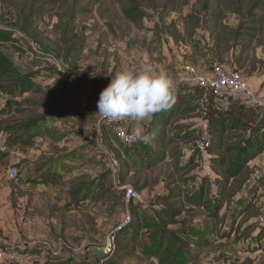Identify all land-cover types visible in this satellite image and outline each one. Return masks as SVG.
I'll list each match as a JSON object with an SVG mask.
<instances>
[{"label":"rangeland","instance_id":"rangeland-1","mask_svg":"<svg viewBox=\"0 0 264 264\" xmlns=\"http://www.w3.org/2000/svg\"><path fill=\"white\" fill-rule=\"evenodd\" d=\"M123 8L134 9L135 18L124 17ZM168 10L175 11L178 21L183 20L184 25H187L186 17H195L190 22L192 28L205 27L206 33L230 35L232 43L242 46L240 49L245 47L244 53L235 59V69L247 75L256 70L264 74V0H0V29L14 31L16 41L14 47L2 46V51L22 73L29 74L36 84L45 87L41 93L26 96L40 104L25 106L23 110L49 118L56 102L61 105L65 98L70 100L69 96L74 95L71 102L66 101L75 106L74 111L57 110V121L49 118L47 125L42 126V139L58 142L62 140L60 130L72 129L78 121L90 125L93 122L92 117L86 121L76 109V95L82 94L73 77L76 70L79 84L98 79L110 81L116 72L132 65L139 67L144 62L155 71L163 72L160 67L164 42L157 34L161 25L157 13ZM211 16L221 18L216 27L209 19ZM22 27L23 32L18 30ZM24 32L38 44H31ZM201 36L199 33L198 39ZM71 47L79 52L69 61L76 64L68 67L63 55L66 48ZM56 62L60 63L61 70L56 68ZM225 65L228 70L233 69ZM60 94L64 98L57 100ZM177 124L175 121L168 126L163 160L147 163V167L140 166L145 158L141 156L144 151L141 143L126 148L108 127L101 126V151L96 150L95 155L100 159L97 163L103 180L100 182L102 196L95 200L94 207L89 202L84 206L68 204L64 186L43 195L30 194L34 191L28 190L27 198L21 200L23 204L16 207L17 212L12 211L3 188L10 165L1 163L0 249L16 251L25 259L24 264H99L105 239L127 216L121 196L110 194L112 162L117 167L116 180L118 170L123 171L127 180L118 181L144 189L148 201L129 207L130 217V211L136 213L131 224L139 225V235L126 246L124 254L119 257L114 251L103 264H264V229L259 230L256 223L263 205L264 180L257 182L260 192H251L250 188L239 193L245 184L250 185L247 182L255 171L264 175V145L260 143L255 151L240 129H229L224 137L230 139L227 147L235 149L226 155L229 163L247 148L251 154H256L244 162L246 165H237L235 169L239 166L240 173L235 178L228 177V183L221 187L213 186L202 182L203 178L195 181L194 173H200V177L203 174L202 161L183 164L182 149L192 147L194 138L181 142L179 138L186 133L173 132ZM88 136V141H96V132L90 130ZM76 137L72 141H78ZM139 154V165H136L138 162L133 157ZM242 155L246 156L247 152ZM84 156V171L89 175L92 167L87 164L92 161L86 153ZM233 167V164L223 168L216 166L212 172L219 176L228 168L234 170ZM94 184L95 180L92 186ZM172 190L183 193L182 198L169 200L178 204L180 208L176 209H181L182 215L176 219L158 216L157 210L162 208L157 207L163 206L156 201L158 195ZM219 192L222 194L218 195ZM222 231L227 234L221 236ZM115 249L121 250L117 245Z\"/></svg>","mask_w":264,"mask_h":264},{"label":"crops","instance_id":"crops-1","mask_svg":"<svg viewBox=\"0 0 264 264\" xmlns=\"http://www.w3.org/2000/svg\"><path fill=\"white\" fill-rule=\"evenodd\" d=\"M174 12L175 11L168 10L163 14L157 13V15L160 16V20L158 22L161 23L160 30L159 32H157V34L163 39L164 42L162 46L160 68L164 73H166L170 78L173 79L176 85L175 101L170 108H176V106L180 104L181 100L189 101L192 106L197 104L196 99H199V103L202 105V98H200L202 96V93L200 91L191 92V90L189 89L185 91L183 83H180V80L183 76V66L187 63L193 64L203 74H205L209 73L211 68L218 63L210 59L207 51L205 49H202V46L210 41V38H205L206 43L205 41H202L201 44L195 43L196 40L198 41L197 35L199 34V31H195V34H193L187 27V25H184V21L182 19V23L178 21V17ZM148 13H151V11H148ZM225 64L229 65L227 62H224L221 65L224 68L228 69ZM233 66L234 69L237 68L236 65ZM243 76L247 84L252 89H254L264 100V74H258L256 70L252 73V75L243 74ZM108 81L109 80L105 79H98L97 81H82V87V84H79L80 82H76L77 88L82 90L81 95H76V109L79 111L81 117L84 116L86 118V121L87 119L89 120L92 117L93 122L91 121L92 124L90 125L89 123H80V121L77 120L78 123L76 124V126H74V128L71 129L67 127L62 131L60 130V133L62 134L61 141L55 142L52 139H42L41 134L39 133V138L36 139V142L31 146H24L20 142H17L8 149V147H6V136L0 133V150H4L5 148H7L8 151V156L2 162H0V164L6 163L10 166H17L20 173V178L15 184L7 179L8 181L5 180V185L3 186L5 192V200H9L12 211H15L17 206L19 207L21 206V204H23L21 200L27 198V194L25 193H27L28 190L34 191L30 194L38 193L40 195H43L47 191H51L52 189L57 188H63L65 186V188L67 187L65 194L70 201L68 204L72 203V205H80L82 203L84 206L86 202H89L91 204V207H94V204L97 202L95 200L100 199V197L102 196L100 182H102L103 180L101 181L102 175L99 174V164L97 163L98 161H100V159L95 155L97 153L96 150L101 151L99 136L100 127L98 125L99 116H97L96 113L98 111L97 101L99 99V94L108 86V84L110 83V81ZM187 94L193 96L195 98V101L191 100L192 97L189 98L190 96L188 97ZM70 97L71 96H69L70 100H66L65 98L61 102V105H57L55 107V110L51 112L49 118H52L53 121H57L55 118V114L58 113L57 110H61L62 112V110L64 109L65 113L66 111H74L75 106L69 105L66 102H71L74 95L73 97ZM77 101L79 102L77 103ZM205 101L207 103L206 112L209 113L208 118L202 117V119L199 120L196 119V115L191 113L184 114L183 116L180 115L178 117V124L185 126V129H183V131L186 134L187 132H190L195 128L202 129L203 133L204 131H206H203L204 122L210 121L214 123V121H217L220 118H224L227 123L236 121L246 124L248 130L252 131L251 134L253 141L251 143L254 144V142L256 143V141L259 142V144L261 143V139L264 138V108L255 109L253 107H250L242 100L237 99L228 91H224L221 96L215 99H213L211 96H207ZM3 105L4 99L1 100V107H3ZM183 108L184 106H181V109ZM156 115L157 113L154 114L150 120H146L142 123V126L145 130H152V122ZM43 125L44 124H41L39 126L40 130H42L41 128ZM133 127L134 124L132 122L126 121L125 128L128 132H131ZM215 129L216 128L213 126L212 131H214ZM90 130H92L93 133L96 132V141H88V139L90 138L88 136ZM71 132H75L76 135L72 134ZM21 134H23V132ZM75 136H77L76 138L78 141L74 142L72 140L75 139ZM113 136L115 137L114 134ZM246 138H248V136H246ZM139 147L141 148L142 145ZM142 148L144 149V151L141 153V156L145 157L147 147L143 146ZM87 150L89 151L87 152ZM85 153L87 154L89 161H92L90 164H87L88 166L92 167L90 170L91 174L89 173V175H86L87 173L84 171V168L86 166L83 162ZM190 156L191 150L189 149V147L183 148L181 158L183 160V164H186ZM212 156L215 157L216 155L212 153L209 157ZM133 158L138 162L140 159V154ZM208 160L209 159L207 157L203 158L201 164L203 174L201 175V177L200 173H194L193 176L195 177V181H198L200 178L206 176L207 182L212 183V185L214 186V183H216L215 179L218 176H216L212 172V169H207ZM136 165H139V162L136 163ZM109 167V177L110 179H112V192L110 194L112 195V193H114L115 196H121L125 210L127 211V215L131 204H147L148 195L144 189L134 188L131 185L120 183L118 180L122 182L127 180L125 175H122L124 176V179L122 178L123 180H121L120 173H122L123 171L119 172L118 170L119 175L118 180H116V165L111 162ZM191 175H185V177H189ZM90 176L92 178L91 180L89 179ZM262 177L264 178V175H262ZM94 180L96 181V185L94 184L92 186ZM58 183H61V186H58ZM123 185H128L133 189L140 191L142 193L143 200L139 203H130L129 205H126L123 199V192L119 190V187ZM169 194L170 193L167 192L162 195H158L157 199L162 196H168ZM174 194L177 198H182L183 196V193L181 191L180 193L179 191H177ZM160 203L163 204V206L157 207L158 209L162 208L161 210H157L158 213L165 209L164 203ZM192 204L195 205L194 203ZM176 207H178V204H176ZM179 210V214L176 218L182 215V210ZM130 213V215H132L133 217L136 214L132 211H130ZM220 214L223 213L221 212Z\"/></svg>","mask_w":264,"mask_h":264},{"label":"trees","instance_id":"trees-1","mask_svg":"<svg viewBox=\"0 0 264 264\" xmlns=\"http://www.w3.org/2000/svg\"><path fill=\"white\" fill-rule=\"evenodd\" d=\"M133 11L134 9H129V8H123L122 10L124 17L132 20L135 18L134 15H132ZM186 18H187L186 19L187 26H190L189 27L190 31L193 34H195V31H200L199 33L202 34L201 39H198V41L196 40L195 43L201 44L202 41L203 42L205 41V38L207 37L210 38V41L208 43H206L205 41L206 44L202 46V49H205L209 54L210 59L218 63L217 65L219 64L221 65L224 62H228L231 63L229 64L231 67H234L233 65L237 64L235 63L236 62L235 59H237L240 55L244 53L245 47L240 49V47L242 46L237 45L236 43H232L230 35L221 36V35H217L216 32L206 33L205 27L192 28L190 22L194 21L193 18L195 17L191 18L188 16ZM209 19L212 20L213 26L216 27V24L220 22L221 18L219 16H211V18ZM23 29H24L23 27L21 29L18 28V30L20 31L22 30L21 32H23ZM13 33L14 31H10L7 29H0V133L6 136V147H8V149L17 142H20L24 146H31L32 144H34L36 142L35 140L38 139L40 136L39 126L41 124H46L48 119L47 118L48 116L46 115L35 116L34 114L29 113L27 110L26 111L23 110L25 106L40 104L39 102L35 103L33 99L31 101L30 97H26V96L41 93L45 90V87L43 88V86L36 84L29 74L22 73L15 66L13 61L6 55V53L2 51L1 48L4 45L9 44L11 47H14L16 45V41L13 39V35H14ZM20 37L23 36L20 34ZM26 37H28V39L32 42L31 44L33 43L38 44L35 39L27 35ZM78 52L79 51L73 47L66 48L65 53L63 55L65 61L64 64L68 67L74 66L76 63L74 64L69 61L72 60L74 55ZM188 64L193 67H196L193 64L190 63ZM77 74L78 72L76 70V76H73L75 81L80 80V77ZM61 94L58 96L57 100L62 97ZM187 95L188 97L190 96L189 98L192 97L191 100L195 101L194 100L195 98L193 96L189 94ZM3 99H4V105L3 107H1V100ZM196 102L197 104L191 106V104H189V101L181 100L180 104L176 106V108L174 109L170 108L166 111L157 113V115L154 117L152 122V130L150 129L145 130L146 133L150 134L153 137V139L151 140L150 143H144L141 141L138 142L141 143L143 146L147 147L145 152L146 153L145 158H143V160L140 161V162L143 161L142 163H140L141 164L140 166L147 167V163L153 164L156 162H161L163 160V157L165 155L164 144L166 142L168 126H170L171 123L178 121L179 120L178 117L180 115L183 116L184 114L191 113L196 115V119L203 117L202 116L203 109L201 104L199 103V99H196ZM56 106H57V102H56ZM181 106H184V108L181 109ZM208 115L209 113L206 112L205 117L208 118ZM228 123L224 118H220L217 121H214V123L210 121L204 122V128H203V131L204 130L208 131L212 139V146L208 151L209 155L212 153L216 155L215 157L212 156L208 158L209 160L207 162V169H212L216 166L223 168V166H230L232 164L234 165L233 167L234 170H230V168H228L227 169L228 171L226 170V172L221 173L215 179L216 183L214 184L220 187L228 183L227 180L228 177L232 179L235 178L240 173V170H238L239 166L241 167V165H246L244 164V162L248 161V159H250L251 156H255L256 154V152L251 154L250 153L251 150L247 148L245 149L246 151H242L243 153L247 152L246 156L242 155L243 153H241V155H239L237 159L233 158V160L230 163L228 162L226 155L235 150L234 148L227 147L230 144V139L224 137L229 129L230 130L240 129V131L242 132L241 133L242 136L244 137L248 136L246 141L247 140L250 141H248L247 143H251L253 141L251 134L252 131L248 130L246 124L236 121L231 122V125H228ZM213 126L216 128L214 131H212ZM173 128H174L173 132H175L185 129V126L177 124L173 126ZM22 132L23 134H21ZM201 135H202V129L195 128L194 130L187 132V134H185L182 139L179 138V140L181 142H185L187 140H191L194 138V140L191 141L195 143L196 140H198L201 137ZM261 144L264 145V138L261 139ZM253 145L256 149L255 151H257V149L259 148V142L256 141V143H254ZM131 147H126V148H131ZM189 149L191 150V156L185 165L188 166L191 164H197L201 160H203L198 155L194 146L189 147ZM7 156H8L7 148H5L4 150H0V162H2ZM145 160L146 162H144ZM241 161L243 163H241ZM237 165L239 166L236 170L235 168L237 167ZM14 167L18 169L17 166ZM122 175L125 174L123 173L121 174V180L124 179V176ZM19 178H20V173L18 169V180ZM206 179H207L206 176L203 177L202 182H206L207 181ZM262 179L264 180V178L261 177L256 182H252V183L249 179L247 183H249L250 185L245 184L246 188L245 189L242 188L243 190L241 189L239 193L241 194V192L243 193L244 190H248L250 188H251V192L254 190H256L257 193L260 192L261 188H258L257 182ZM17 181L15 182L11 181V182L15 184ZM174 193L175 191L172 190L168 196H162L159 199H156L157 202H162L165 205V209L164 211H162L163 214L157 213L158 216L162 215L163 217L165 216L172 217L174 219L178 216L180 210L176 209L175 203L169 202L170 199L174 200L175 198H177L175 197L176 195ZM221 194L222 193L219 192L218 195ZM250 196L252 197L253 193H251ZM131 217L133 220L134 219L133 216ZM133 225L134 224H130L129 226L125 227L116 234V245L120 246L121 250L119 251L115 250V253L117 252V255L119 254L118 255L119 257L122 254H124L126 250V246L132 244L134 241V237L138 235V231L140 227L139 225H136L135 227ZM262 229L263 228H260L259 230ZM257 232L259 233L260 231ZM223 234H227V233L222 231L221 236H223Z\"/></svg>","mask_w":264,"mask_h":264},{"label":"built area","instance_id":"built-area-1","mask_svg":"<svg viewBox=\"0 0 264 264\" xmlns=\"http://www.w3.org/2000/svg\"><path fill=\"white\" fill-rule=\"evenodd\" d=\"M56 67L61 70V65L56 62ZM183 76L180 83H183L184 87H187L191 92L200 91L202 93V116H206L207 103L205 101L207 96H211L213 99L218 98L223 94L224 91H228L234 95L237 99L242 100L244 103L255 109L264 108V100L258 95V93L252 89L246 82L243 74L237 69H226L222 65H214L209 73L203 74L196 67L189 64L183 66ZM125 121L114 122L111 124L105 123L98 117L99 127H108L116 137V140L126 146L131 147L137 144L139 141L131 138V132H128L125 128ZM212 146V139L208 131H204L201 137L196 140L194 148L198 155L203 159L204 157L210 158L209 149ZM203 161V160H201ZM262 177L259 171H255L251 175V182H256ZM7 179L15 182L18 180V169L14 166H10L7 169ZM244 189L246 186L243 187ZM119 190L123 192V199L126 205L132 202H140L143 200L142 193L133 189L128 185L119 187ZM263 205L261 212L256 218V223L259 228L264 229V192ZM132 222V218L127 215L121 225L116 228L104 241L100 249L99 264L104 263V259L110 256L116 250V234L129 226ZM73 257V256H72ZM25 259L16 251L8 249H0V264H24Z\"/></svg>","mask_w":264,"mask_h":264},{"label":"clouds","instance_id":"clouds-1","mask_svg":"<svg viewBox=\"0 0 264 264\" xmlns=\"http://www.w3.org/2000/svg\"><path fill=\"white\" fill-rule=\"evenodd\" d=\"M176 85L164 72L148 63L132 65L111 75L108 86L99 94L96 115L105 123L130 121L131 138L150 143L142 123L156 113L166 111L175 101Z\"/></svg>","mask_w":264,"mask_h":264}]
</instances>
